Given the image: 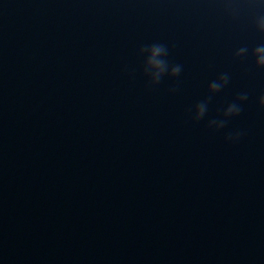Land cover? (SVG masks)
Returning <instances> with one entry per match:
<instances>
[{
    "label": "water",
    "instance_id": "water-1",
    "mask_svg": "<svg viewBox=\"0 0 264 264\" xmlns=\"http://www.w3.org/2000/svg\"><path fill=\"white\" fill-rule=\"evenodd\" d=\"M259 14L257 0H0V264H264ZM153 44L178 76L152 82Z\"/></svg>",
    "mask_w": 264,
    "mask_h": 264
},
{
    "label": "clouds",
    "instance_id": "clouds-1",
    "mask_svg": "<svg viewBox=\"0 0 264 264\" xmlns=\"http://www.w3.org/2000/svg\"><path fill=\"white\" fill-rule=\"evenodd\" d=\"M259 5H264V0H257ZM254 26L258 32L264 33V14H259L254 18ZM246 47L238 48L234 56L244 57L248 54ZM141 52H146L147 57L145 59V70L150 75L153 83H158L161 77L167 73L169 76L176 77L181 72V65L169 66L164 57L167 55V49L161 44H153L147 48H142ZM251 56L254 58V63L257 68H264V45L256 46L251 50ZM229 77L227 74H221L217 79L212 80L208 84V91L210 93H217L228 84ZM210 98V97H209ZM247 94H240L236 101L227 104L223 110V116L227 118L238 116L241 113V104L247 100ZM261 106H264V95H261L258 100ZM194 120H200L207 112V101L197 103L193 109ZM225 120L210 121L209 126H215L216 129H220L224 126ZM241 132H235L226 136V140L235 142L240 136Z\"/></svg>",
    "mask_w": 264,
    "mask_h": 264
}]
</instances>
